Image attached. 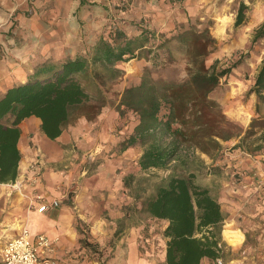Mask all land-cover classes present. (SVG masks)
I'll return each mask as SVG.
<instances>
[{"label": "rangeland", "instance_id": "obj_1", "mask_svg": "<svg viewBox=\"0 0 264 264\" xmlns=\"http://www.w3.org/2000/svg\"><path fill=\"white\" fill-rule=\"evenodd\" d=\"M93 2V5L80 8L79 0H0V98L12 85L25 82L35 68L45 62L57 63L76 56L91 57L97 42L101 38L110 39L117 30L127 35H135L140 26L147 25L155 35L154 47L165 45L160 49L158 47L156 54L146 57L147 54L144 53L142 58L118 64V67L124 71L123 75L105 85L104 95L108 104L103 108L102 113L107 109L114 111L117 115L114 126H121L117 133L120 135L121 131L126 132L124 141L122 139L115 147L117 155L110 156V159H114L109 162L113 170L112 176H116L115 182H112L114 190L100 188L104 184L102 181L106 180L104 177L95 176V171L101 163L97 158L99 154L92 156L86 150L81 151L77 146L71 148V156L78 153L76 162H65L63 173L65 181H62L64 185L59 183L58 191L61 194L55 200L61 201L58 209L63 205H69L71 208L78 236L73 250L78 254V260L85 262L88 256L90 261L104 264L113 251L116 239L131 227L138 228L145 225L147 232L152 229L153 234L160 233L164 236L163 232L168 223L150 218L138 210L141 209L142 201L152 196L156 187L169 176L187 175L189 169L195 173V181L209 188L212 195L219 200L223 193L229 195L230 189L240 185L241 182L238 180L241 172L238 173V170L232 166L227 167V157L230 153H234L239 148L243 157H247L246 154L260 153L255 149L259 144H264L259 140L264 133V101H259L256 95L250 94L249 91L264 60V39L255 44L252 42L256 29L264 24V0H94ZM241 3H245L249 8L247 21L244 25L236 27V16ZM65 9L70 10V15ZM189 29L202 33L203 38L210 40L209 50L212 53L205 58L208 66L219 60V68H227L243 59V63L233 70L228 79L222 80L221 87L214 97L221 104L227 118L242 126V137L246 136V140L241 142L240 138H237L222 142L221 155H218L216 160L209 159L208 163L206 155L198 153L194 161L191 159L193 162L190 168L173 162L165 170L143 172L138 165L143 152L141 147H133L134 159L122 161L123 144L134 133L138 117L130 111L120 115L117 106L123 91L140 82L144 68L151 66L154 55L158 61L156 72L177 82L188 78L189 57L185 54V47L175 36ZM89 91L93 98L99 97L97 90L90 88ZM251 105L254 112L249 110ZM257 110L260 115H257ZM81 119L86 120L85 117H81L72 126H77ZM98 119L87 121L92 125L98 122ZM109 119L113 118L109 116ZM253 120L258 122L252 127ZM237 144L240 147H235ZM111 154L113 152H110ZM36 161L40 175H34L32 180L41 183L45 161L43 160V163L41 159ZM70 163L71 166H68ZM45 166L47 167L48 164ZM56 167L51 164V169H58ZM29 170L33 171L32 168ZM124 178H129L128 187L124 185ZM30 180L26 177L16 188L23 190ZM16 185L17 182L10 184L8 190ZM36 191L37 189L34 192ZM35 194H37V197H34L36 199L38 196L43 197L42 194ZM139 194L141 197L137 201ZM223 203L230 205L229 200ZM225 216L222 229V241L226 245L222 257L224 263L231 264L235 260H240L243 264H264V241L253 236L249 227L250 219L261 220L260 216L246 218L241 212L238 222L245 226H241V229L243 232L245 228L249 230L241 250H233V247L239 248L245 236L242 231L233 229L230 224L231 213L227 212ZM93 227L95 230H100L98 233L102 236L109 237L110 241L94 240ZM52 239L57 240L55 247H58L60 238ZM159 242L161 243L160 240ZM4 245L5 243L2 248ZM210 261V264H216V261Z\"/></svg>", "mask_w": 264, "mask_h": 264}, {"label": "trees", "instance_id": "obj_2", "mask_svg": "<svg viewBox=\"0 0 264 264\" xmlns=\"http://www.w3.org/2000/svg\"><path fill=\"white\" fill-rule=\"evenodd\" d=\"M88 4V0H80V8ZM248 9L245 3L240 4L236 27L245 24ZM175 37L189 57L188 78L177 82L156 72L158 61L154 55L140 82L123 91L117 106L120 115L130 111L138 117L123 149H143L138 161L143 172L165 170L173 162L190 168L198 153L216 160L223 150L222 142L246 140L242 126L227 118L214 97L222 80L228 79L243 59L227 68H219V60L208 66L205 58L212 53L210 40L191 29ZM263 39L264 24L256 29L252 42ZM154 43L155 35L147 25L140 26L135 35L117 30L110 39L97 42L91 57L45 62L25 82L8 88L0 98V184H14L19 177L23 121L39 119L42 132L54 141L81 117L89 122L98 119L108 104L105 85L124 73L118 64L142 58L144 53L148 57L156 54L158 47H165H154ZM90 88L98 91L97 99ZM249 92L264 101V60ZM256 122L253 120L251 126ZM259 140L264 142V133ZM263 149L264 144H259L255 151ZM128 179L124 178L125 187L130 185ZM140 197L137 195V201ZM138 211L168 223L163 232L167 239L165 264H201L205 258L216 261L224 257L222 229L226 216L222 205L209 188L195 181V173L189 169L187 175L165 179L152 196L142 201Z\"/></svg>", "mask_w": 264, "mask_h": 264}, {"label": "crops", "instance_id": "obj_3", "mask_svg": "<svg viewBox=\"0 0 264 264\" xmlns=\"http://www.w3.org/2000/svg\"><path fill=\"white\" fill-rule=\"evenodd\" d=\"M93 1L88 0V5H93ZM65 12L69 15L71 13L68 9H65ZM249 110L254 112L252 105ZM109 116L113 119L108 120ZM116 116L114 111L107 109L99 116L98 122L92 123V125L87 120L81 119L77 126H70L61 137L54 141L47 138L42 132L39 119L33 117L21 123L22 135L19 148L22 159L19 165L17 185L8 190L11 187L10 184H0V254L4 248H2L3 243L6 245L10 239L20 236L23 229H27L32 238L39 234H45L50 238H60L53 256L61 264H101L98 261H90L88 256H86L87 260L85 262L78 260V254L73 250L78 236L69 205H63L60 209H50L48 212L41 214L36 209L38 204L34 201V197H37L35 193L42 194L47 202H51L60 196L61 193L58 191V187L59 183L64 185L62 181H65L63 176L65 162H76L75 159L78 156V153L71 156V148L75 146L81 151L86 150L92 156L99 154L97 158L100 159L101 163L95 171V176L97 178L104 177L106 180L102 181L104 184L100 188L114 190L112 182H115L116 176H112L113 170H111L109 162L114 159H110V156L117 155L115 147L120 144L122 139L124 141L126 135L124 131H121L120 135L117 133L121 126H114ZM123 151L124 158L122 161L134 159L135 149L133 147ZM240 151L239 148L234 153H230L226 163L228 168L232 166L238 170V173L241 172L238 177V180L241 181L240 185L233 186L229 195L223 193L219 197V202L222 205L224 214L231 213L230 220L232 223L230 224L234 230L243 232L241 226L244 225L238 222L241 212L246 215V218L247 216L259 215L261 220L253 221L250 219L249 227L253 236L262 238L264 241V151L256 155L246 154L247 157H243V153ZM110 152H113V154L110 155ZM206 157L208 163L210 158ZM37 159H41L42 163L43 160L45 161L41 183L32 180L34 174L29 170L30 165ZM45 164H48V166L46 167ZM51 164L57 166L58 169H51ZM68 166H71V163ZM26 177L32 181H28L23 190L22 188L17 189L16 187ZM59 179L61 182H59ZM25 187L29 188L25 189ZM36 189L37 191L34 192ZM227 200H229L230 205L223 203ZM33 203L35 204L32 205ZM94 227L92 230L94 240L110 241L109 237L102 236L98 233L100 230H95ZM248 231L247 228L244 229V242L239 248L233 247V250L243 248ZM166 242L167 239L160 233L153 234L152 229L147 232L145 225L138 228L131 227L124 235L116 239L113 251L104 264H165ZM210 262L209 259L205 258L201 264H210ZM231 264H243V262L235 260Z\"/></svg>", "mask_w": 264, "mask_h": 264}, {"label": "built area", "instance_id": "obj_4", "mask_svg": "<svg viewBox=\"0 0 264 264\" xmlns=\"http://www.w3.org/2000/svg\"><path fill=\"white\" fill-rule=\"evenodd\" d=\"M38 161L34 162L30 168L32 173L39 176ZM38 206L37 211L41 214L50 209L58 208L61 204L59 200L47 202L45 198L38 196L34 199ZM33 203L32 205H34ZM57 240L52 239L45 234H39L36 237H30L27 229H23L18 237L10 239L4 246L0 254V264H61L53 256ZM216 264H226L222 258L216 260Z\"/></svg>", "mask_w": 264, "mask_h": 264}]
</instances>
